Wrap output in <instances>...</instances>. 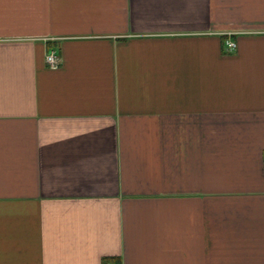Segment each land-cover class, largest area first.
I'll use <instances>...</instances> for the list:
<instances>
[{"label":"crops","instance_id":"0c3cea01","mask_svg":"<svg viewBox=\"0 0 264 264\" xmlns=\"http://www.w3.org/2000/svg\"><path fill=\"white\" fill-rule=\"evenodd\" d=\"M0 264H264V0H0Z\"/></svg>","mask_w":264,"mask_h":264},{"label":"built area","instance_id":"2783aa9c","mask_svg":"<svg viewBox=\"0 0 264 264\" xmlns=\"http://www.w3.org/2000/svg\"><path fill=\"white\" fill-rule=\"evenodd\" d=\"M226 47L230 51H234L237 47L236 43L232 40L226 42ZM47 64L52 69H57L62 64V58L59 56L57 51L51 50L47 55Z\"/></svg>","mask_w":264,"mask_h":264}]
</instances>
